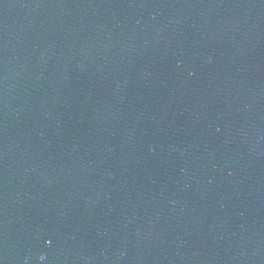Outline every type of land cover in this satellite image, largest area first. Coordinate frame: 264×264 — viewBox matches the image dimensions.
<instances>
[{
  "label": "water",
  "instance_id": "obj_1",
  "mask_svg": "<svg viewBox=\"0 0 264 264\" xmlns=\"http://www.w3.org/2000/svg\"><path fill=\"white\" fill-rule=\"evenodd\" d=\"M0 264H264V0H0Z\"/></svg>",
  "mask_w": 264,
  "mask_h": 264
}]
</instances>
